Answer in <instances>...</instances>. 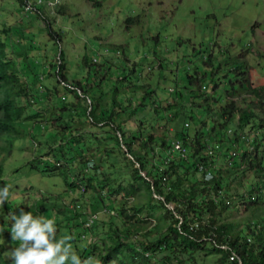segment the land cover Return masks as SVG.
Returning a JSON list of instances; mask_svg holds the SVG:
<instances>
[{"label": "trees", "instance_id": "trees-1", "mask_svg": "<svg viewBox=\"0 0 264 264\" xmlns=\"http://www.w3.org/2000/svg\"><path fill=\"white\" fill-rule=\"evenodd\" d=\"M88 1L101 6L100 0ZM8 51L0 41V152L10 155L13 141L21 136L18 124L44 122L46 131L37 135L40 148L36 159L29 162L31 167L60 174L70 188L82 184L84 190L98 193L102 204L100 211L93 209L77 222L84 228L77 239L86 238L84 232L92 227L101 234L85 244L82 258L98 254L103 264H207L206 259L215 256L212 264H264V84L254 85L246 66L232 69L235 74L220 93L221 82L211 78L205 83L206 72L187 73V84L170 90L175 102L162 106L153 87L138 84L137 77L132 82V64L108 90L102 82L96 85L86 80L82 87L76 80L67 87L75 99L43 115L28 109L29 103L48 101L58 94L57 88L45 87L37 93V74L30 66L17 68L21 50H12L14 58ZM26 57L27 52L23 60ZM211 60L207 55L202 63L212 68ZM83 63L90 64L85 56ZM63 69L59 62L56 76L64 80ZM21 74L33 75L35 91L29 93ZM126 88L141 91L134 104L120 96V89ZM162 121L179 125L172 139L153 135ZM173 139L185 147V158L168 152ZM238 142L244 144L236 153L233 147ZM217 156L226 158L230 169L215 168ZM247 172L253 181L247 182L246 191H228L224 180L242 179ZM120 179L125 184L115 183ZM121 193L136 203L128 206L120 201L115 212L108 205ZM170 203L172 209L167 207ZM229 209L250 211L244 232L224 220ZM93 213L97 217L86 228L84 223ZM114 214L104 231L101 216ZM144 217L156 222L157 233L152 238L138 234L147 221ZM8 262L0 246V264Z\"/></svg>", "mask_w": 264, "mask_h": 264}, {"label": "rangeland", "instance_id": "rangeland-1", "mask_svg": "<svg viewBox=\"0 0 264 264\" xmlns=\"http://www.w3.org/2000/svg\"><path fill=\"white\" fill-rule=\"evenodd\" d=\"M100 1L101 6L98 7L88 0H49L50 4L44 2L25 12L24 4L35 0H23V3L0 0V41L9 50L8 56L14 58L12 50H21L17 68L29 69L30 66L31 71L37 74V93L51 86L58 90V94L48 101L30 102L28 109L38 110L44 115L51 109L60 108L63 102L72 101L74 94L67 91V87L76 80L82 87L86 80L96 85L102 82L104 90H108L118 75L128 72L132 64H135L132 82L137 77L138 84L153 87L162 106L175 102V94L171 91L187 84V73L193 74L195 70L206 72L205 83L211 78L219 80L218 93L235 74L232 69L240 65L246 66L247 75L254 85L264 84V0ZM128 18L133 21L126 22ZM25 52L28 57L23 60ZM207 55L212 59V68L202 63ZM84 56L89 60V66L83 63ZM59 62L64 65V80L56 76ZM147 67H151L148 72ZM21 77L26 80L29 93L35 91L33 75L21 74ZM121 90L120 96L128 97L133 104L141 96L139 89ZM25 102L21 100L22 104ZM17 127L21 136L13 141L10 155L0 152V161L5 157L0 189H9L8 199L0 204V246L3 247L4 258L8 264H13L11 251L20 242L12 239V217L23 210L42 220L54 221L56 238L67 237L71 252L80 257L82 264H103L98 260V254L82 258L85 244L98 239L100 230L92 227L84 232L86 238L77 239L84 231L77 222H82L93 209L100 211L102 208L99 194L84 190L82 184L70 188L60 174H47L32 168L29 162L36 159L40 148L37 149V135L45 132L46 127L44 122L33 121H24ZM178 128L174 122L162 121L152 133L172 139ZM243 144L238 142L234 145L236 153ZM168 152L171 153V149ZM213 164L215 168L230 169L229 161L220 156L214 158ZM243 176L242 179L235 176L229 182L224 180L229 186L228 191L235 188L236 193L245 192L247 182L253 181V175L247 172ZM115 183L125 184L121 179ZM114 201L108 207L115 212L120 201H125L128 206L136 203V199L123 193ZM167 207L172 209L173 204H167ZM115 216H101L105 222L104 231L109 229L108 224ZM250 217V211L237 212L236 209H229L224 214V220L235 223L236 230L243 232ZM144 218L147 221L138 234L152 238L157 233L156 222L151 217ZM214 259L215 256L208 257L207 264H212Z\"/></svg>", "mask_w": 264, "mask_h": 264}, {"label": "clouds", "instance_id": "clouds-1", "mask_svg": "<svg viewBox=\"0 0 264 264\" xmlns=\"http://www.w3.org/2000/svg\"><path fill=\"white\" fill-rule=\"evenodd\" d=\"M8 197V187L0 189V204ZM12 220V239L20 242L11 251L13 264H82L80 257L71 252L68 238H56L54 221L42 220L23 210Z\"/></svg>", "mask_w": 264, "mask_h": 264}, {"label": "built area", "instance_id": "built-area-1", "mask_svg": "<svg viewBox=\"0 0 264 264\" xmlns=\"http://www.w3.org/2000/svg\"><path fill=\"white\" fill-rule=\"evenodd\" d=\"M44 2L49 3V0H35V2L31 3V2H26L23 6V9L25 10V12H28L30 11L31 9H33L35 6H38L40 4H43ZM172 145V148H171V155L172 153H176L179 157L181 158H185L186 157V149L185 147L182 145L181 141L180 140H177V139H174L171 143ZM170 155V156H171ZM200 169H203V166L200 165L199 166ZM209 172H207V176H209ZM106 211V210H104ZM108 212L109 214H113L114 211L113 210H110V211H106ZM97 217V214L93 213L91 215H89V217L87 218V220L85 221L84 225L86 228H89L93 221L95 220V218ZM233 258V256H231V259Z\"/></svg>", "mask_w": 264, "mask_h": 264}, {"label": "water", "instance_id": "water-1", "mask_svg": "<svg viewBox=\"0 0 264 264\" xmlns=\"http://www.w3.org/2000/svg\"><path fill=\"white\" fill-rule=\"evenodd\" d=\"M143 174L142 175H144L145 173L144 172H142Z\"/></svg>", "mask_w": 264, "mask_h": 264}]
</instances>
